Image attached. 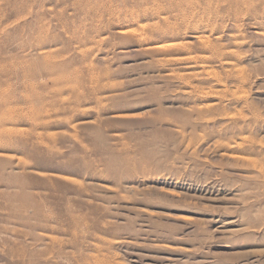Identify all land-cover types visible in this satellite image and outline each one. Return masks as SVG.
<instances>
[{
  "label": "rangeland",
  "instance_id": "obj_1",
  "mask_svg": "<svg viewBox=\"0 0 264 264\" xmlns=\"http://www.w3.org/2000/svg\"><path fill=\"white\" fill-rule=\"evenodd\" d=\"M0 264H264V0H0Z\"/></svg>",
  "mask_w": 264,
  "mask_h": 264
},
{
  "label": "bare ground",
  "instance_id": "obj_2",
  "mask_svg": "<svg viewBox=\"0 0 264 264\" xmlns=\"http://www.w3.org/2000/svg\"><path fill=\"white\" fill-rule=\"evenodd\" d=\"M196 31H197V30H196ZM202 32H205V31L202 30ZM10 149H11V146H10ZM12 150H13V149H12Z\"/></svg>",
  "mask_w": 264,
  "mask_h": 264
}]
</instances>
